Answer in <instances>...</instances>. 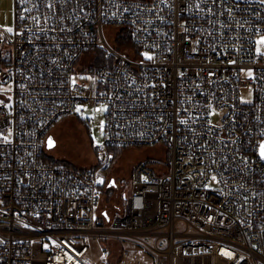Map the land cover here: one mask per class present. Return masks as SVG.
<instances>
[{"label": "built area", "instance_id": "1", "mask_svg": "<svg viewBox=\"0 0 264 264\" xmlns=\"http://www.w3.org/2000/svg\"><path fill=\"white\" fill-rule=\"evenodd\" d=\"M260 34L262 0H15L0 264H264ZM87 103L106 107L97 166L46 160L51 130ZM154 146L165 155L135 164L121 208L103 207L120 185L111 148Z\"/></svg>", "mask_w": 264, "mask_h": 264}, {"label": "rangeland", "instance_id": "2", "mask_svg": "<svg viewBox=\"0 0 264 264\" xmlns=\"http://www.w3.org/2000/svg\"><path fill=\"white\" fill-rule=\"evenodd\" d=\"M15 23V0H0V39L6 32L11 33ZM11 29V31H8ZM114 30V29H113ZM125 42L121 36L117 44ZM257 48L264 51V34L257 37ZM7 51H9V48ZM242 97L245 101L252 99V92L249 88L242 90ZM105 105L98 109L96 105L87 103L85 109L78 117H69L60 121L51 130L50 135L56 141L55 145L48 148L49 154L54 157L65 159L81 167L95 165L98 160L97 151L103 146L105 134L101 128V120L105 117ZM90 119H92L90 121ZM87 120V121H86ZM151 155H165L160 147H133L125 148L115 159L109 173V178H115L120 184L117 188L112 186L106 194L103 207L109 209H120L122 194L130 192L132 178L131 173L135 164L142 158ZM105 157V153H104ZM111 160V159H110ZM110 163V162H109ZM112 192L113 194H110ZM93 254L98 257L104 242L93 240ZM100 264H105L101 261Z\"/></svg>", "mask_w": 264, "mask_h": 264}, {"label": "trees", "instance_id": "3", "mask_svg": "<svg viewBox=\"0 0 264 264\" xmlns=\"http://www.w3.org/2000/svg\"><path fill=\"white\" fill-rule=\"evenodd\" d=\"M125 40H129V36H127V38H123ZM9 44H5V41L3 40H0V54L4 51V49L6 47H8ZM87 121V120H86ZM111 149L114 150L115 154H114V157L110 160V163L109 165L107 166V168L105 169L106 173L109 175L112 167H113V164L115 162V159L117 158V156L125 149V147H112ZM44 158L48 161H51V162H58V163H63V164H67V165H73V166H78L76 164H74L73 162L71 161H68V160H65V159H60V158H57V157H54L53 155L51 154H47L44 156ZM97 165H92V168L96 167ZM109 191V189H108ZM107 191V192H108ZM110 194H113L112 192H110Z\"/></svg>", "mask_w": 264, "mask_h": 264}, {"label": "water", "instance_id": "4", "mask_svg": "<svg viewBox=\"0 0 264 264\" xmlns=\"http://www.w3.org/2000/svg\"><path fill=\"white\" fill-rule=\"evenodd\" d=\"M50 141H51V146H50ZM55 143H56V141L54 140L53 136L50 135V136L48 137V140H47V147H48V148H51V147H53V146L55 145ZM261 145H264V140H263V142H262ZM113 183H115V178H112V179H111V184H113Z\"/></svg>", "mask_w": 264, "mask_h": 264}, {"label": "snow or ice", "instance_id": "5", "mask_svg": "<svg viewBox=\"0 0 264 264\" xmlns=\"http://www.w3.org/2000/svg\"><path fill=\"white\" fill-rule=\"evenodd\" d=\"M262 2H264V0H262ZM8 31H11V29H8ZM50 146H51V141H50ZM261 156L264 157V145H261Z\"/></svg>", "mask_w": 264, "mask_h": 264}, {"label": "flooded vegetation", "instance_id": "6", "mask_svg": "<svg viewBox=\"0 0 264 264\" xmlns=\"http://www.w3.org/2000/svg\"><path fill=\"white\" fill-rule=\"evenodd\" d=\"M116 181V180H115Z\"/></svg>", "mask_w": 264, "mask_h": 264}]
</instances>
